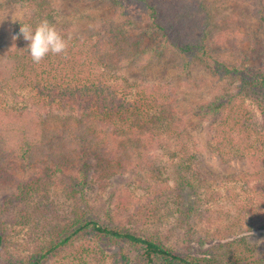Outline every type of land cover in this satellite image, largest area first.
Listing matches in <instances>:
<instances>
[{
  "label": "trees",
  "instance_id": "obj_1",
  "mask_svg": "<svg viewBox=\"0 0 264 264\" xmlns=\"http://www.w3.org/2000/svg\"><path fill=\"white\" fill-rule=\"evenodd\" d=\"M55 1L16 0L26 6L27 12L23 20L12 24V36L19 33L20 26L27 24L35 29L47 20L70 39L66 57L49 54L36 64L27 50L29 42L19 35L0 64V192L28 189L17 178L20 169L55 180L85 158L68 183L72 196L78 199L80 194L88 208L78 212L82 217L72 225L53 233L27 260L12 264H45L66 249L73 250L78 242L83 243L81 247L89 245L86 250L100 264H263V254L254 259L255 249L245 236L219 246L233 248L238 243L240 251L234 262L232 257L228 261L213 257L211 247L206 256L193 257L167 246L155 235L103 225L93 219L92 201L85 196L88 186L96 183L89 179L90 173L100 182L111 180L130 169L141 149L154 148L167 138L175 143L185 139L184 123L190 116L180 113L179 89L174 84L165 89L161 83L132 81L123 72L134 66L175 57L184 60L183 69L187 70L189 65L202 61L219 80L237 81L244 98L254 97L264 120V67L230 64L217 52L216 46L228 42L239 45L243 41L238 30L230 32L231 27L226 26L227 33L222 29L217 32L214 11L220 2L134 0L143 5L157 36L158 42L147 45L145 39L133 37L135 19L121 0H106L115 15L105 31L87 24L76 29L63 26V20L69 19L59 12ZM258 1L257 18L264 32V1ZM233 104L231 100L210 102L202 105L199 112L206 109L205 116L214 119L224 106ZM249 120H242L241 128L252 136L256 129L251 124L247 126ZM220 129L217 137L225 138L228 132ZM219 142L224 145V140ZM197 175L191 164L182 167L177 189L185 199L187 188L194 191ZM0 226L1 255L6 245L1 211ZM102 240L116 245L118 251L106 254L98 245ZM93 242L96 245L90 244ZM85 253L75 257L81 264H86ZM1 261L2 256L3 264Z\"/></svg>",
  "mask_w": 264,
  "mask_h": 264
},
{
  "label": "rangeland",
  "instance_id": "obj_2",
  "mask_svg": "<svg viewBox=\"0 0 264 264\" xmlns=\"http://www.w3.org/2000/svg\"><path fill=\"white\" fill-rule=\"evenodd\" d=\"M121 1L135 19L133 37L145 39L147 45L158 42L143 5L134 0ZM218 2L214 11V21L219 24L217 32L222 29L227 33L228 26L230 32L238 30L243 38L239 45L228 42L216 46L219 56L234 65L264 67V32L257 18L259 1ZM55 6L69 19V22L63 20L62 25L75 29L87 24L105 31L115 15L113 6L106 0H56ZM26 12V6L16 0H0L1 65L13 46L12 24L23 20ZM183 64V59L160 58L123 72L137 83H161L165 89L174 84L179 89L180 113L190 117L184 123L183 141L175 143L167 138L154 148L141 149L130 169L111 180L100 182L93 172L89 174V179L96 182L88 186L90 194L85 193L92 201L93 219L103 225L155 235L167 246L198 258L206 256L211 247L213 257L225 261L232 257L235 262L240 251L238 243L233 248L219 246L245 236L252 250L255 249L254 259L262 254L264 258V120L253 102L254 97L240 95L237 81L219 80L202 61L194 62L187 70ZM229 100L234 104L224 106L214 119L205 116L204 108L199 112L202 105ZM242 120H249L247 126L251 124L256 129L252 136L241 128ZM220 127L228 132L225 138L219 137ZM85 160L81 158L74 163L59 176L60 180L20 169L17 178L28 189L0 192L1 229L6 240L0 255L3 264L27 260L53 233L82 217L78 212L88 208L87 202L80 194L78 199L72 196L68 181ZM190 164L199 179L195 181L194 191L187 188L185 199L177 188L182 167ZM99 244L106 254L119 249L104 240ZM81 245L82 242L76 243L73 250L66 249L45 264H81L76 259L89 246ZM84 256L86 264L102 263L89 250ZM240 257L244 255L241 253ZM244 262L241 264L249 263Z\"/></svg>",
  "mask_w": 264,
  "mask_h": 264
},
{
  "label": "clouds",
  "instance_id": "obj_3",
  "mask_svg": "<svg viewBox=\"0 0 264 264\" xmlns=\"http://www.w3.org/2000/svg\"><path fill=\"white\" fill-rule=\"evenodd\" d=\"M22 35L28 41V53L33 63L39 64L49 54L67 56L68 39L63 37L47 20H43L33 29L30 25L20 26L19 33L13 39Z\"/></svg>",
  "mask_w": 264,
  "mask_h": 264
}]
</instances>
